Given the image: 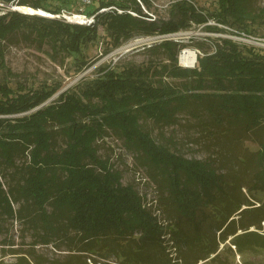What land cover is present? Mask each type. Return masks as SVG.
Listing matches in <instances>:
<instances>
[{
  "label": "trees",
  "instance_id": "obj_1",
  "mask_svg": "<svg viewBox=\"0 0 264 264\" xmlns=\"http://www.w3.org/2000/svg\"><path fill=\"white\" fill-rule=\"evenodd\" d=\"M0 1L94 17L85 23L21 9L0 13V44L28 28L53 53L74 56L78 71L90 63L86 49L99 39L100 25L109 36L110 51L159 26L162 33H171L213 17L249 33L248 26L264 16V6L257 8L254 0H217L211 13L200 12L194 0H181L175 6L180 18L161 24L138 0ZM197 44L203 48L201 41ZM185 46L164 39L148 47L164 51V59L100 65L96 76L46 104L60 90L59 82L40 88L22 83L14 94L7 82L0 83V235L5 220H20L36 244L61 242L70 251L104 257L114 253L122 264H180L171 256L172 244L180 250L183 243L189 248L201 243L205 255L187 264L212 254L214 259L229 239L239 253L264 248V201L257 197L264 192V49L221 38L215 50H203L197 65L189 67L179 63ZM4 55L0 49V68L14 75ZM182 109L196 118L208 142L222 152L220 158H187L173 148L172 137L159 142L142 121L173 124ZM20 113L26 114L8 116ZM111 131L137 152L158 183L160 201L166 199V223L99 155L98 140ZM245 141L258 148L250 149ZM17 257V264H30L25 254Z\"/></svg>",
  "mask_w": 264,
  "mask_h": 264
},
{
  "label": "rangeland",
  "instance_id": "obj_2",
  "mask_svg": "<svg viewBox=\"0 0 264 264\" xmlns=\"http://www.w3.org/2000/svg\"><path fill=\"white\" fill-rule=\"evenodd\" d=\"M138 1L142 10L160 24L163 21L180 18V12H178L175 6L181 0ZM194 1L200 12L211 13L218 8L217 0ZM254 3L257 8L264 6V0H254ZM79 7L80 11L84 8L81 3ZM9 9H15V4L0 1V13H4L6 12L5 10ZM37 9L41 10V14L46 13L41 8ZM38 10L37 12H40ZM130 11L133 14H138L136 11ZM47 15L50 17L54 15L59 17L61 15V17H65L67 20L70 19L69 21L85 23L94 21V17H88L83 13L70 14L64 11L60 14L50 13L45 16ZM68 15L72 18H69ZM76 15H79L80 18L77 19L75 17ZM257 21L248 26L249 33L242 30L238 32L240 29L230 25L218 24L213 17H210L205 23L192 22L191 26L187 29L182 28L179 31L171 33H162L159 26L155 33H137L133 38L123 42L120 46L110 51L106 50L109 36L103 25H100L99 39L97 42L90 44L86 49V55L90 63L81 71H78V65H75L74 56L65 55L64 53L61 55L53 53L48 42L41 44L36 37V33L25 28L10 34L8 39L0 44V49L5 53L6 64L15 73L11 75L0 68V83L7 82L13 88L14 94L20 90L19 87H21L20 84L22 83L28 87L40 88L44 84L55 85L59 82L61 84L60 90L43 103L46 104L55 100L65 89L74 88L80 80L96 76L99 73L97 70L100 65L141 64L151 58H166L164 51H151L148 49L149 46L159 43L164 39L183 41V43H186V46L182 51L192 49L195 51L197 58L198 54H204L203 50H208L209 52L215 50V41L221 38H231L240 44L252 45L264 49V16ZM213 27L222 29L216 30ZM199 41L202 42L203 48L197 44ZM182 51L179 55L180 64H182ZM196 65L197 62L195 65L189 67ZM176 80L178 83L180 82V79ZM0 98H2L1 93ZM42 105L36 106L32 110H36ZM24 114L26 113L8 116H21ZM176 115L178 120L173 124H162L150 119H142V121L152 131L159 142L167 143V140L172 137L175 142V144L173 142L171 143L170 140L173 148H177V151L187 156V158L201 159L211 155L220 158L222 156V152H219L220 150L216 146L208 142V139L205 137L206 133L196 122V118L193 115H189L188 111L183 109ZM244 145H249L250 149L254 150L258 148L256 143L250 141H245ZM98 153L102 158L107 159L115 169L121 171L122 183L132 184L134 189L144 198L146 207L152 208L155 214L159 216V219L166 223L168 213L163 205L166 199L162 198V202L160 201L162 191L158 183L150 176L145 166L141 164L140 161L142 159L139 158L137 152L127 147L124 140L111 131L104 138L98 140ZM248 178L250 179V177ZM257 197L261 198L262 201L260 203H263L264 192H258ZM249 198L256 205L260 204L259 200L255 201L251 196ZM245 207L246 205L243 206V208ZM237 213H235V216L239 217ZM4 229V234L0 235V261L4 262V264H17V255L19 254H25L30 264H122L114 253H111L108 257H104L93 251H70L66 244L61 242H58L60 246L54 243L36 244V236L20 220H5ZM251 229L257 230V227L253 226ZM226 243L227 245H225ZM183 244L180 250H176V247L173 246L175 244H172L170 247L171 256L178 257L177 260L180 264H187L192 260H196L201 254L205 255L204 252L200 251L201 248H198L201 243H198V247L191 245L192 248H189V245L186 243ZM14 250L21 253H13ZM218 252L219 254L214 259L212 258L215 254H212L207 259H200L197 264H264V248H253L239 253L237 247L230 242V239L225 243H221ZM22 264L27 263L23 261Z\"/></svg>",
  "mask_w": 264,
  "mask_h": 264
},
{
  "label": "bare ground",
  "instance_id": "obj_3",
  "mask_svg": "<svg viewBox=\"0 0 264 264\" xmlns=\"http://www.w3.org/2000/svg\"><path fill=\"white\" fill-rule=\"evenodd\" d=\"M15 7L17 9H21V10H24V11H28V12H31V13H34V12H37L38 9H34L33 7L31 6H28V5H15ZM43 10V9H42ZM41 12V10H38ZM45 11V10H44ZM46 12V13H45ZM44 13L45 14H50L49 12L45 11ZM74 17V16H73ZM77 19L80 18L79 15H76L75 16ZM83 17V16H82ZM81 17V18H82ZM197 57H196V53L195 51H193L192 49H185L182 51L181 53V62L182 64L184 65H189V66H192V65H195L196 62H197Z\"/></svg>",
  "mask_w": 264,
  "mask_h": 264
},
{
  "label": "water",
  "instance_id": "obj_4",
  "mask_svg": "<svg viewBox=\"0 0 264 264\" xmlns=\"http://www.w3.org/2000/svg\"><path fill=\"white\" fill-rule=\"evenodd\" d=\"M15 9H17L16 7H15ZM43 11V10H42ZM34 13H38V14H41V12H34ZM41 15H46V14H41ZM48 16V15H47ZM196 57H197V55H196ZM185 66H189V65H185Z\"/></svg>",
  "mask_w": 264,
  "mask_h": 264
},
{
  "label": "built area",
  "instance_id": "obj_5",
  "mask_svg": "<svg viewBox=\"0 0 264 264\" xmlns=\"http://www.w3.org/2000/svg\"><path fill=\"white\" fill-rule=\"evenodd\" d=\"M85 1H87V0H85ZM54 16H55V15H54ZM64 16H65V15H64ZM66 16H67V15H66ZM59 17H61V15H59ZM68 17L70 18L71 16L68 15ZM71 18H72V17H71ZM69 20H70V19H69Z\"/></svg>",
  "mask_w": 264,
  "mask_h": 264
}]
</instances>
